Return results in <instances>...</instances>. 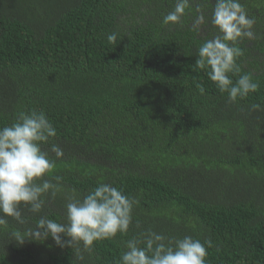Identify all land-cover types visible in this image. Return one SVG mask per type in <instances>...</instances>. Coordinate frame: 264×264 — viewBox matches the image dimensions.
Masks as SVG:
<instances>
[{
  "label": "trees",
  "instance_id": "1",
  "mask_svg": "<svg viewBox=\"0 0 264 264\" xmlns=\"http://www.w3.org/2000/svg\"><path fill=\"white\" fill-rule=\"evenodd\" d=\"M241 2L259 38L239 44L237 63L259 88L232 103L193 70L213 32L192 30L195 3L210 16L215 0H194L167 26L174 0H0V127L44 111L57 136L41 148L53 158L52 144L63 149L52 174L66 194L108 183L139 201L129 232L95 242L84 261L78 245L51 237L15 241L20 226L8 218L0 264H116L149 228L211 239L209 264H264V0ZM65 204L61 194L38 215L21 210L33 225L40 215L62 222Z\"/></svg>",
  "mask_w": 264,
  "mask_h": 264
},
{
  "label": "clouds",
  "instance_id": "2",
  "mask_svg": "<svg viewBox=\"0 0 264 264\" xmlns=\"http://www.w3.org/2000/svg\"><path fill=\"white\" fill-rule=\"evenodd\" d=\"M193 3L194 0H174L162 24H182ZM194 12L192 30L201 33L210 24L213 32L207 33L198 47L193 70H203L220 93H227L232 103L256 92L258 82L250 73L240 75L237 63L243 55L239 44L259 38L254 30L255 17L249 15L241 0H215L210 16L205 14L202 3H195ZM106 39L116 44L117 35L109 34ZM233 76L238 78L233 80ZM196 88L204 94L202 83H197ZM252 107L260 110L258 104ZM56 136V128L42 110L20 113L14 123L0 127V227L12 218L20 226L11 233L15 241L22 244L26 238L51 237L61 248L73 249L78 245L75 259L84 261V253L90 254L95 242L129 232L133 209L139 201L108 183H99L82 199L75 189L66 194L63 177L52 174L56 160L64 156L63 149L52 144L53 158L41 148ZM61 194L66 200L62 222L40 215L34 225L29 223L22 208L27 214L38 215L49 199L55 200ZM135 226L140 228V223L137 221ZM212 247L211 239L201 241L191 235L170 237L149 228L124 242L125 250L116 264H209L206 258Z\"/></svg>",
  "mask_w": 264,
  "mask_h": 264
},
{
  "label": "flooded vegetation",
  "instance_id": "3",
  "mask_svg": "<svg viewBox=\"0 0 264 264\" xmlns=\"http://www.w3.org/2000/svg\"><path fill=\"white\" fill-rule=\"evenodd\" d=\"M261 1V0H260Z\"/></svg>",
  "mask_w": 264,
  "mask_h": 264
}]
</instances>
